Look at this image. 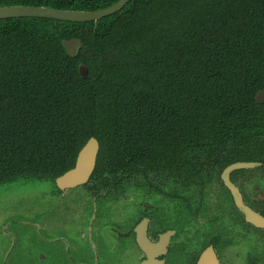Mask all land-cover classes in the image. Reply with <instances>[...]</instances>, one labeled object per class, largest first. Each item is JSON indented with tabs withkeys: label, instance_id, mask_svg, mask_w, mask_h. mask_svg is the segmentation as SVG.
<instances>
[{
	"label": "trees",
	"instance_id": "trees-1",
	"mask_svg": "<svg viewBox=\"0 0 264 264\" xmlns=\"http://www.w3.org/2000/svg\"><path fill=\"white\" fill-rule=\"evenodd\" d=\"M260 90L264 0H130L95 21L0 18V183L55 181L92 136L100 150L91 182L102 186L153 171L198 179L219 163L264 160Z\"/></svg>",
	"mask_w": 264,
	"mask_h": 264
},
{
	"label": "flooded vegetation",
	"instance_id": "flooded-vegetation-1",
	"mask_svg": "<svg viewBox=\"0 0 264 264\" xmlns=\"http://www.w3.org/2000/svg\"><path fill=\"white\" fill-rule=\"evenodd\" d=\"M241 161L256 162V165L232 169L229 179L239 191L243 204L264 216L263 159L219 163L211 170L197 172L202 175L198 179L177 176L186 175L188 171H174L169 173L171 175L153 171L150 177L112 178L107 186L91 182L93 171L89 180L79 185L87 195L110 203V214L114 218L110 220L113 232L109 240L113 248L132 250L136 264L148 259L147 251L139 242L140 229L154 244L168 235V239L164 238V247L161 248V243L152 253L159 264H198L201 255L210 247L218 264H264V226L256 225L247 217L223 176L226 167ZM56 186L60 191L76 187L62 188L57 183ZM129 191L136 194L130 198ZM119 205L125 212L124 217L117 219L115 211ZM168 218L181 224L178 227L168 225ZM197 220L200 221L198 226L189 234ZM182 233L189 235L181 240ZM254 247L258 248L257 252Z\"/></svg>",
	"mask_w": 264,
	"mask_h": 264
},
{
	"label": "rangeland",
	"instance_id": "rangeland-1",
	"mask_svg": "<svg viewBox=\"0 0 264 264\" xmlns=\"http://www.w3.org/2000/svg\"><path fill=\"white\" fill-rule=\"evenodd\" d=\"M128 194L132 198L136 192ZM103 200L87 195L82 185L60 191L47 178L0 183V264H136L132 250L113 248L111 205ZM124 212L119 205L115 217ZM167 220L171 226L181 224Z\"/></svg>",
	"mask_w": 264,
	"mask_h": 264
},
{
	"label": "water",
	"instance_id": "water-1",
	"mask_svg": "<svg viewBox=\"0 0 264 264\" xmlns=\"http://www.w3.org/2000/svg\"><path fill=\"white\" fill-rule=\"evenodd\" d=\"M130 0H118L115 3L96 10H83V9H59L51 6H35V5H24V4H11L0 6V18L7 17H22V16H33V17H48L61 20H71V21H91L98 20L104 16L110 15L121 10ZM80 41L78 39H72L66 41V47L72 55H75L78 50ZM88 67L86 65H81V73L84 77L88 75ZM256 100L260 103L264 102V90H260L256 95ZM100 150V142L97 137L92 136L83 146L78 154L76 165L70 170L66 171L64 174L56 178V183L58 186L72 187L89 180L92 175ZM256 165V162H235L224 170L223 176L227 185L232 190L235 198L241 207V209L246 213L247 217L256 225L264 226V216L255 212L254 210L248 208L243 204L241 196L236 186L230 181L229 174L230 171L238 167H246ZM168 239V235L162 236V242L154 244L148 240L145 233L140 229L139 232V242L140 245L148 253V259L142 264H159L156 262L154 256L152 255L155 249L160 248L159 245L162 243V247L165 245V239ZM155 252V251H154ZM198 264H218V259L215 255L214 250L210 247L208 248L200 257Z\"/></svg>",
	"mask_w": 264,
	"mask_h": 264
}]
</instances>
